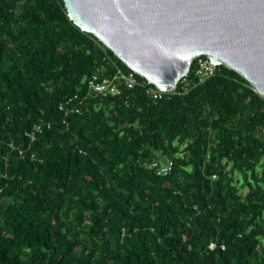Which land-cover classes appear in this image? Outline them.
I'll use <instances>...</instances> for the list:
<instances>
[{"label":"trees","instance_id":"1","mask_svg":"<svg viewBox=\"0 0 264 264\" xmlns=\"http://www.w3.org/2000/svg\"><path fill=\"white\" fill-rule=\"evenodd\" d=\"M198 60L189 89L154 99L136 74L67 114L132 69L64 0H0V264H264V96L225 64L199 82Z\"/></svg>","mask_w":264,"mask_h":264},{"label":"water","instance_id":"2","mask_svg":"<svg viewBox=\"0 0 264 264\" xmlns=\"http://www.w3.org/2000/svg\"><path fill=\"white\" fill-rule=\"evenodd\" d=\"M81 30L162 90L207 55L264 96V0H64Z\"/></svg>","mask_w":264,"mask_h":264},{"label":"built area","instance_id":"3","mask_svg":"<svg viewBox=\"0 0 264 264\" xmlns=\"http://www.w3.org/2000/svg\"><path fill=\"white\" fill-rule=\"evenodd\" d=\"M198 58V66L195 70V74L199 78V82H204L206 79L216 73L218 65L214 64L209 59V57L204 58L203 55H201ZM136 74L138 73L134 70L126 73L122 69H118L116 73L111 76H104L103 73L96 72L88 79L86 85L87 87L83 93H76L74 95L66 96L60 103L59 107L67 114L80 112L81 105L88 99L99 96L117 95L123 92L126 87L134 88L138 83ZM187 76L183 78L185 89H189V87L191 86V81ZM176 91L177 89L171 91L162 90L156 85L147 88V92L151 94L154 99H160L165 94H172ZM43 127V124H39L38 126H36L35 130L29 131L27 135H29L32 140H35L37 137V133L41 132L43 130ZM19 151L22 155L25 153L24 148H20ZM152 166L156 168L159 174H168L172 169L173 161L170 160L165 164L159 163V161H154L152 163ZM211 247L214 248L215 244H212Z\"/></svg>","mask_w":264,"mask_h":264}]
</instances>
